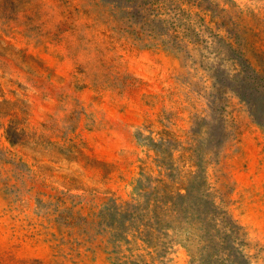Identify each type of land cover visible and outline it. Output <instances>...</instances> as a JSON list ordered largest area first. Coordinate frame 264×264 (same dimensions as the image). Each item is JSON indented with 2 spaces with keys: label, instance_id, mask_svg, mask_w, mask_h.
I'll return each instance as SVG.
<instances>
[{
  "label": "rangeland",
  "instance_id": "374dc122",
  "mask_svg": "<svg viewBox=\"0 0 264 264\" xmlns=\"http://www.w3.org/2000/svg\"><path fill=\"white\" fill-rule=\"evenodd\" d=\"M0 264H264V0H0Z\"/></svg>",
  "mask_w": 264,
  "mask_h": 264
}]
</instances>
